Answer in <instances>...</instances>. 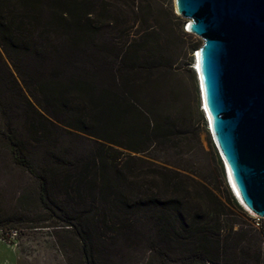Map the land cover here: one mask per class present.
I'll return each mask as SVG.
<instances>
[{
  "label": "trees",
  "instance_id": "obj_1",
  "mask_svg": "<svg viewBox=\"0 0 264 264\" xmlns=\"http://www.w3.org/2000/svg\"><path fill=\"white\" fill-rule=\"evenodd\" d=\"M137 1L0 0V48L33 113L23 139L0 95V139L37 182L42 209L80 245L81 264H98L102 248L118 242L143 248L135 264L263 263L264 222L227 218L230 209L245 214L227 187L223 200L153 162L149 172L121 169L119 149L156 161L161 149L182 148L188 132L153 10ZM131 21L142 29L129 38ZM82 134L95 149L63 140ZM14 222L0 212V229Z\"/></svg>",
  "mask_w": 264,
  "mask_h": 264
},
{
  "label": "rangeland",
  "instance_id": "obj_2",
  "mask_svg": "<svg viewBox=\"0 0 264 264\" xmlns=\"http://www.w3.org/2000/svg\"><path fill=\"white\" fill-rule=\"evenodd\" d=\"M135 6L143 11L150 6L153 10L154 15L150 24L160 31L159 37L162 38L164 52L171 60L173 84L178 92V108L186 119L188 132L182 148L161 149L156 153V161L147 158L146 162L140 163L136 160L139 155L119 149L125 155L121 169L131 172L141 169L143 172H149L152 170L153 162L172 177L180 180L183 177L188 182L197 181L223 200L227 187L245 213L242 215L230 209L226 211L227 218L240 223H250L253 228H260L264 219L257 220L246 211L230 188L225 166L202 111L199 83L194 70L195 53L202 46V40L187 33L189 20L176 15L173 0H141L137 1ZM128 29L129 38H132L142 27L139 22L131 21ZM115 37L117 38L118 35L116 34ZM191 57L194 61L193 65H189ZM21 76L10 66L0 48V95L7 115L25 139L26 122L33 113L21 97ZM27 98L32 105H35L32 99ZM199 112L204 115L205 125L200 120ZM2 123L0 110V125ZM194 133L196 139H193ZM82 135L81 139L67 136L63 140L67 143L71 141L75 144L81 143L85 152L95 149L92 138ZM30 145L29 150L35 158L38 157L40 150L32 143ZM37 193L38 184L35 179L13 163L5 143L0 139V212L16 221L0 229V264H81L80 245L76 243L71 232L55 223L56 219H52L51 215L42 209ZM256 223L259 225L257 226ZM102 250L104 253H101L98 264H135L143 260L146 255L143 248L129 249L123 242ZM260 264H264V260Z\"/></svg>",
  "mask_w": 264,
  "mask_h": 264
},
{
  "label": "water",
  "instance_id": "obj_3",
  "mask_svg": "<svg viewBox=\"0 0 264 264\" xmlns=\"http://www.w3.org/2000/svg\"><path fill=\"white\" fill-rule=\"evenodd\" d=\"M203 42L202 109L234 195L264 219V0H173Z\"/></svg>",
  "mask_w": 264,
  "mask_h": 264
},
{
  "label": "clouds",
  "instance_id": "obj_4",
  "mask_svg": "<svg viewBox=\"0 0 264 264\" xmlns=\"http://www.w3.org/2000/svg\"><path fill=\"white\" fill-rule=\"evenodd\" d=\"M186 30H187V27H186ZM196 55H197V52L195 53V58H196ZM195 66H197L196 62H195V65H194V70L196 69ZM202 111H203V109H202Z\"/></svg>",
  "mask_w": 264,
  "mask_h": 264
},
{
  "label": "built area",
  "instance_id": "obj_5",
  "mask_svg": "<svg viewBox=\"0 0 264 264\" xmlns=\"http://www.w3.org/2000/svg\"><path fill=\"white\" fill-rule=\"evenodd\" d=\"M255 219H257V220H259V218L258 217H255V216H253ZM262 219V218H261ZM256 225L258 226L259 224L258 223H256Z\"/></svg>",
  "mask_w": 264,
  "mask_h": 264
},
{
  "label": "bare ground",
  "instance_id": "obj_6",
  "mask_svg": "<svg viewBox=\"0 0 264 264\" xmlns=\"http://www.w3.org/2000/svg\"><path fill=\"white\" fill-rule=\"evenodd\" d=\"M229 179V178H228ZM230 182H231V184H232V181H231V178H230V180H229Z\"/></svg>",
  "mask_w": 264,
  "mask_h": 264
}]
</instances>
